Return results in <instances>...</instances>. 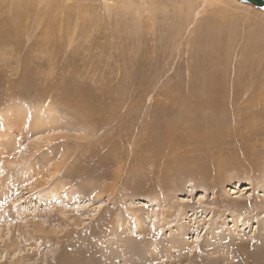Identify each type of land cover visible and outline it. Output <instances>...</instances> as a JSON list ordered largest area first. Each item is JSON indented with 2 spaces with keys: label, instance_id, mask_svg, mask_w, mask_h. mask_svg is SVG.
<instances>
[{
  "label": "rangeland",
  "instance_id": "rangeland-1",
  "mask_svg": "<svg viewBox=\"0 0 264 264\" xmlns=\"http://www.w3.org/2000/svg\"><path fill=\"white\" fill-rule=\"evenodd\" d=\"M263 103L250 5L0 0V264H264Z\"/></svg>",
  "mask_w": 264,
  "mask_h": 264
},
{
  "label": "water",
  "instance_id": "water-1",
  "mask_svg": "<svg viewBox=\"0 0 264 264\" xmlns=\"http://www.w3.org/2000/svg\"><path fill=\"white\" fill-rule=\"evenodd\" d=\"M237 1L242 4L250 5L264 12V0H237Z\"/></svg>",
  "mask_w": 264,
  "mask_h": 264
},
{
  "label": "bare ground",
  "instance_id": "bare-ground-1",
  "mask_svg": "<svg viewBox=\"0 0 264 264\" xmlns=\"http://www.w3.org/2000/svg\"><path fill=\"white\" fill-rule=\"evenodd\" d=\"M206 3V2H205ZM139 14V13H138ZM197 14H199V12H197L196 13V16L195 17H197ZM154 16V15H153ZM142 17V16H141ZM151 23V22H150ZM237 92V91H236ZM263 96V95H262ZM258 98V97H257ZM235 100H237L236 98H235ZM209 102V101H208ZM237 103V102H236ZM234 104V103H233ZM258 104V103H257ZM261 105V104H260ZM263 105H264V103H263ZM252 106V105H251ZM245 107H246V105H245ZM249 107H250V105H249ZM41 121H39V123H40ZM39 123H38V125H39ZM42 123V122H41ZM43 126V125H42ZM38 128V127H37ZM3 161H1L0 160V168L1 167H4L3 166V163H2ZM15 163V162H14ZM5 164V163H4ZM9 164H11V163H9ZM1 182H0V186L1 187H4V189H7L8 187L6 186V185H4V181H3V179L2 180H0ZM202 211V210H201ZM210 239V238H209Z\"/></svg>",
  "mask_w": 264,
  "mask_h": 264
}]
</instances>
